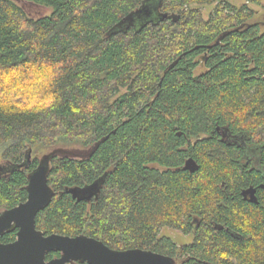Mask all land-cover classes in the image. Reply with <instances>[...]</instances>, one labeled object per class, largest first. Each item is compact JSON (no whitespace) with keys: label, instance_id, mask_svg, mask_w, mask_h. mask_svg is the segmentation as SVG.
Segmentation results:
<instances>
[{"label":"trees","instance_id":"obj_1","mask_svg":"<svg viewBox=\"0 0 264 264\" xmlns=\"http://www.w3.org/2000/svg\"><path fill=\"white\" fill-rule=\"evenodd\" d=\"M27 1L48 13L0 0V145L16 164L0 176V212L26 200L44 154L89 149L50 159L44 234L176 264H264V0H157L167 16L146 23L126 19L147 0ZM211 4L207 18L196 7ZM163 227L192 240L177 245Z\"/></svg>","mask_w":264,"mask_h":264},{"label":"water","instance_id":"obj_2","mask_svg":"<svg viewBox=\"0 0 264 264\" xmlns=\"http://www.w3.org/2000/svg\"><path fill=\"white\" fill-rule=\"evenodd\" d=\"M159 1L147 0L126 21L158 20L167 15L158 10ZM124 21V22H126ZM222 135H227L226 131ZM90 150L55 148L44 154L37 166L28 174L27 198L19 204L0 212V236L6 231L17 229L15 240L3 243L0 241V264H72L74 260L86 261L88 264H176L167 254L149 249L129 248L112 249L94 237L84 234L68 236L58 233L44 234L36 228L35 217L51 201L54 190L48 183L50 159L53 156L85 157ZM31 149L27 153L30 160ZM199 168L193 157L185 159L183 170L195 172ZM73 197L82 198L88 188L67 190ZM244 198L256 202L255 188L248 187L242 191ZM59 251L60 256L46 259V254Z\"/></svg>","mask_w":264,"mask_h":264},{"label":"rangeland","instance_id":"obj_3","mask_svg":"<svg viewBox=\"0 0 264 264\" xmlns=\"http://www.w3.org/2000/svg\"><path fill=\"white\" fill-rule=\"evenodd\" d=\"M19 5H21L26 12L28 13L29 16L37 17L40 15H43L45 13H48V8L45 6H39L33 3L28 2L27 0H15ZM230 3L236 5V6H241L244 4L245 0H228ZM215 4L211 5H201V6H196L198 7L202 15L207 18L209 13L213 10ZM252 8L257 9V13L255 17L253 18L252 21H261L263 20L262 13L263 12L259 6L257 5H250ZM39 157L47 152V148L41 147L37 149ZM16 167V164L12 162H8L4 159L3 157V147L0 145V176H5L7 175L11 170H13ZM160 236H165L169 237L174 243L177 245H182L183 243L187 244L191 242L192 240V235L191 234H184L181 231L170 228V227H163L160 231Z\"/></svg>","mask_w":264,"mask_h":264},{"label":"flooded vegetation","instance_id":"obj_4","mask_svg":"<svg viewBox=\"0 0 264 264\" xmlns=\"http://www.w3.org/2000/svg\"><path fill=\"white\" fill-rule=\"evenodd\" d=\"M224 136H226V135H224ZM226 137L228 138V135H227ZM227 138H226V139H227ZM228 139H230V138H228ZM246 161H247V162H248V161L251 162V159L247 157V158H246ZM248 198H249V196H247L246 199L249 200ZM52 252H53V251H52ZM54 252H55V251H54ZM57 252H58V255H55L54 257L60 256V252H59V251H57ZM51 258H52V257H51ZM79 262H84V261L74 260V261L72 262V264H78Z\"/></svg>","mask_w":264,"mask_h":264}]
</instances>
